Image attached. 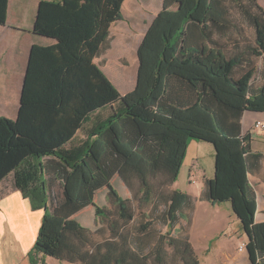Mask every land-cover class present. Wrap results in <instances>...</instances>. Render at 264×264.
Returning <instances> with one entry per match:
<instances>
[{"label": "trees", "instance_id": "obj_1", "mask_svg": "<svg viewBox=\"0 0 264 264\" xmlns=\"http://www.w3.org/2000/svg\"><path fill=\"white\" fill-rule=\"evenodd\" d=\"M8 1L0 0V25L7 20ZM124 1L39 3L34 30L57 43L33 46L19 117L0 118V182L14 172L15 187L33 209H45L28 252L30 263L68 257L85 264L90 254L83 245L91 242L89 232L71 217L95 204L96 191L108 186L118 219L130 226V246L144 264H169L168 249L188 264L184 254L191 250V238L180 218L191 207L190 197L173 210L171 195L152 196L134 215L129 199L111 184L128 159L118 145L156 169L172 136L178 152L171 160L175 176L189 141L214 145L215 175L207 180L203 197L231 203L248 238L250 261L264 264V225L255 223L257 195L248 176L264 154L251 152L241 123L244 111H264V69L262 83L253 84L255 60L264 58L263 6L258 0H162L139 48L138 86L123 96L93 59L108 47L110 28L122 19ZM231 5L252 27L251 38L233 20ZM217 34L229 41L216 39ZM56 50L58 64L52 65ZM108 105L110 114L88 138L66 148L86 118ZM144 123L163 130L144 132ZM45 174L51 183L63 181L62 198L51 196ZM95 218L106 220L111 234L119 232L106 208L96 206ZM116 264L126 263L121 257Z\"/></svg>", "mask_w": 264, "mask_h": 264}, {"label": "crops", "instance_id": "obj_2", "mask_svg": "<svg viewBox=\"0 0 264 264\" xmlns=\"http://www.w3.org/2000/svg\"><path fill=\"white\" fill-rule=\"evenodd\" d=\"M40 1H8L7 20L0 25V118L17 120L19 117L25 78L33 46H52L57 43L56 39L39 35L34 30ZM128 1L123 2L122 19L113 23L110 28L111 34L108 47L93 59V63L107 75L111 82L121 88L119 92L123 96L135 91L138 86L141 66L139 48L145 37V32L154 19L149 22L144 34L138 37H129V40L126 41L122 33H118V28L121 27L122 31L128 32L124 26H119L121 22L125 21L123 15L132 20L142 15L138 8L130 9ZM135 51L137 55L134 53ZM123 55L125 56V62L121 61ZM126 55L132 59L131 63H129ZM58 59L59 55L56 50L53 52L50 62H52V65H56ZM135 67H137V70ZM110 112L111 107L108 105L91 113L66 144V148L77 147L82 144L88 138L90 131L103 122ZM256 121L264 123V111H244L241 119L242 135L248 137L247 142L250 145L251 152L264 154V132H259L260 130L264 131V129L255 127ZM141 126L144 132L163 130V127L154 124L144 123ZM201 143L207 142L189 141L176 176L175 167L172 165L171 160L178 152L175 138L172 136L165 143L156 169H152L147 161L127 146L118 145L123 152L128 154V159L112 177L111 184L121 197L129 199V208L134 215L139 212L141 205L146 203L152 196L171 195L173 198L171 208L173 210L180 207L186 196L190 197L191 212L188 214L185 209L189 208H185L180 218V224L188 228L191 238V250L184 254L188 264L204 263L193 243L194 231L197 226L195 218L200 215L203 216L206 233L209 235L215 233L216 239L225 236L229 240L227 246L220 245V248H223L220 257L216 261H223L225 264H252L247 249L248 238L243 233L242 228L236 226L227 229L226 227L238 220V217L233 213L231 203L226 204L229 201L213 203L203 197L207 180L215 175V150L210 148L208 150ZM206 153L209 156L208 161L205 159ZM248 176L257 195L255 223L256 225H264V158ZM45 179L47 184L51 186L49 174H45ZM51 184V196L62 198L63 181L57 180ZM197 186H199V192L196 190ZM98 198L102 202L100 205L96 203ZM94 202L95 204L88 205L71 217V220L76 221L89 232L91 242H86L83 245L85 252L90 254L85 264L89 262L92 264H116V260L121 257L124 258L126 264H144L130 246V226L124 225L118 219V207L110 188L105 186L97 190ZM223 203H225V206H223ZM96 206L106 208L112 212L119 226L118 233H110L106 220L96 221ZM44 212L45 209H33L30 199L15 187L14 172H11L0 182V264H16L7 256L8 247L6 248V243L11 249H15L19 245L24 257L28 258V252L32 249L42 225ZM184 219H189L187 225L182 224ZM208 234L204 235L205 238H209ZM213 240H210L209 247L203 249L205 255L211 252ZM243 243L246 248L240 249ZM166 256L169 264H184L181 255L171 249L167 250ZM52 258L71 264H84L85 262L81 259L68 257ZM45 264H48V258H46Z\"/></svg>", "mask_w": 264, "mask_h": 264}, {"label": "rangeland", "instance_id": "obj_3", "mask_svg": "<svg viewBox=\"0 0 264 264\" xmlns=\"http://www.w3.org/2000/svg\"><path fill=\"white\" fill-rule=\"evenodd\" d=\"M258 3L260 5H262L264 8V0H258ZM128 5H129L130 9H135V8L137 9L138 8V11L142 15L138 16L136 19H133V20L128 19L126 16L123 15V17L125 18V21H127V22H125V21L121 22L119 24V26H124L125 30H127L128 32L122 31V29H121L122 27H121V28H118L119 29L118 33H122V36H123V38H125L126 41L129 40V37H132V36L138 37V36H141L142 34H144L145 28L148 26L149 22L153 18L155 19L157 17V14L160 11L161 6H162V0H129ZM231 15H232L233 20H235L238 23L239 27H241V29L244 31V33L251 38V36L253 35L252 27L242 17V15L238 12V10L236 8H234L233 6L231 9ZM154 19H153V21H154ZM128 20H130V21L128 22ZM150 26L148 27L147 31L149 30ZM147 31L145 32V35H146ZM215 38L222 41V42H228L229 41L227 36L223 37V36H219L218 34L215 36ZM134 53L137 55L136 51ZM126 57L129 60V63H131L132 59L127 55H126ZM121 61L125 62V56L124 55L121 56ZM255 61H256L257 72L255 73V76L253 78V84L257 86V85H260L262 83V76L260 75V72H261V70L264 69V58L258 57V58H256ZM135 69L137 70V67H135ZM116 87L118 90H121V88H119L117 85H116ZM259 132L262 133L264 131L260 130ZM204 144H206V145H204ZM202 146L208 148V150H210V149L215 150L214 145L210 142L203 143ZM208 150H206L207 153H209ZM207 153L205 155L206 161L209 160V156ZM207 173L209 174L208 170H207ZM211 175H213V174L211 173ZM196 190L198 192L200 191L199 186H197ZM96 203L99 205H100V203H102L100 198H98V202H96ZM223 204H224L223 206H225V203H223ZM226 204H230V202H227ZM223 206H222V208H224ZM185 212H187L189 214L191 212V208L185 209ZM189 219L191 220V218H189ZM189 219L182 220V224L187 225ZM237 219H235V220H237ZM195 221L197 222L196 223L197 226H196V229L194 231L193 243H194V246H195V248H196V250L200 256V259L206 264H225L223 261H216V260L220 257V252H221V249L223 248V247L220 248V245L223 244L224 246H227V244L229 242L228 238L223 236V237H219L216 239V234L214 232H212L214 234H211V235L206 233L205 232L206 226L203 223V216L200 215L199 217H196ZM236 226H239V228H241V222L239 219L236 222L234 221V222L230 223L226 227H227V229H229L231 227H236ZM158 228H162L163 231L166 230V226H164V227L158 226ZM205 234L206 235L208 234L209 238H205V236H204ZM212 239H214V240L212 242L213 245L211 248V252L205 255V253L203 252V249L205 247H209L210 240H212ZM7 247H8L7 256L10 260L16 262V264L19 262H21L22 264H30L28 258L27 257L25 258L23 253L20 251L19 245H17L15 249H11L9 246H7V243H6V248ZM204 263H202V264H204ZM48 264H71V263L60 261L56 258L48 257Z\"/></svg>", "mask_w": 264, "mask_h": 264}, {"label": "built area", "instance_id": "obj_4", "mask_svg": "<svg viewBox=\"0 0 264 264\" xmlns=\"http://www.w3.org/2000/svg\"><path fill=\"white\" fill-rule=\"evenodd\" d=\"M254 125H255V127H257V128L264 129V123L261 122V121H256ZM245 248H246V245L243 243V244L240 246V249H245Z\"/></svg>", "mask_w": 264, "mask_h": 264}]
</instances>
